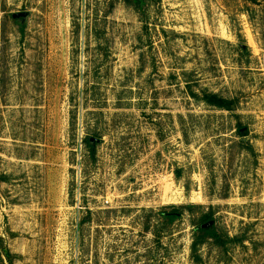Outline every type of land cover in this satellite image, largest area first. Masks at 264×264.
I'll list each match as a JSON object with an SVG mask.
<instances>
[{
	"label": "rangeland",
	"instance_id": "1",
	"mask_svg": "<svg viewBox=\"0 0 264 264\" xmlns=\"http://www.w3.org/2000/svg\"><path fill=\"white\" fill-rule=\"evenodd\" d=\"M145 1L0 0V264H264V0Z\"/></svg>",
	"mask_w": 264,
	"mask_h": 264
},
{
	"label": "trees",
	"instance_id": "2",
	"mask_svg": "<svg viewBox=\"0 0 264 264\" xmlns=\"http://www.w3.org/2000/svg\"><path fill=\"white\" fill-rule=\"evenodd\" d=\"M128 5L133 6L139 13L144 14L146 1L145 0H124ZM245 3H258V0H242ZM144 18V17H143ZM190 96L197 100L205 103L211 108L218 110H223L227 112H235L237 110L238 101L235 99L225 98L219 94L211 93L208 91H203L202 94H196L191 90L190 85ZM92 157L95 158L96 150L94 146L89 141L88 146ZM168 218V223L173 224L177 219L178 215L176 212L171 211L166 214ZM213 221V216L211 214H205L199 221V228L196 232L195 239L192 245V258L194 263L200 264L202 262L201 256L199 254L200 248L207 244L209 241L216 247L227 250L229 244L237 243L240 241L239 238H230L227 235L221 234L215 229V226L203 229L202 226ZM1 260V255H0Z\"/></svg>",
	"mask_w": 264,
	"mask_h": 264
},
{
	"label": "water",
	"instance_id": "3",
	"mask_svg": "<svg viewBox=\"0 0 264 264\" xmlns=\"http://www.w3.org/2000/svg\"><path fill=\"white\" fill-rule=\"evenodd\" d=\"M26 16H27V13L14 14L13 15V18L14 19H21V18L24 19V18H26ZM214 225H215V222L214 221H211V222L205 224L204 226H202V228L203 229H207V228L213 227Z\"/></svg>",
	"mask_w": 264,
	"mask_h": 264
}]
</instances>
